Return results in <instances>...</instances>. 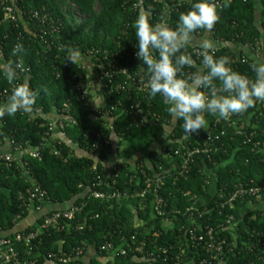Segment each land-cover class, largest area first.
<instances>
[{"label":"trees","instance_id":"obj_1","mask_svg":"<svg viewBox=\"0 0 264 264\" xmlns=\"http://www.w3.org/2000/svg\"><path fill=\"white\" fill-rule=\"evenodd\" d=\"M20 1L25 11L40 13L45 9L46 13L62 22L63 27L59 39L48 46L30 33L33 25L26 17L24 23L0 24V65L19 62L29 68L24 82L27 81L30 88L38 92L36 102L29 109L0 118V142L3 138L15 140L27 149L39 151L41 155L39 161L23 155L18 164L0 165V231L13 230L17 216L28 217L17 199L20 193L31 186L30 179H33L47 195L46 209L53 211L71 205H84L80 215L69 221L63 231L49 229L41 235V245L31 253L40 263L48 253L61 252L71 257L73 250H82L81 260L71 258L67 263L82 264L89 248L93 250L94 257L89 259L88 264H187L190 259L201 258L202 255L192 252L187 245L185 231L177 232L180 223L166 230L161 220L153 216L150 194L144 201L145 209L142 211L138 209L141 201L138 198L125 200L116 207L115 202L90 200L86 196L97 179L110 176L111 167L117 171L115 192H140L144 188L140 170L150 175L176 169L180 160L173 155V151L186 147L188 143L197 144L199 137L203 136L202 129L185 136L184 121L174 120L167 113V105L159 95L153 99H149L147 93L113 96L100 108L103 111L110 110L120 100L121 107L115 108L108 119L91 113V102L84 105L77 101L78 93L74 85L81 76L86 75V71L81 69L79 57L74 58L73 64L66 60L70 55L69 50H76L81 56L88 49L114 50L119 44L126 56L130 51L136 53L134 22L145 11L125 9L117 0H97L98 13L93 10L94 0ZM66 2L73 4L77 12L86 18L85 21L77 24L71 15L68 20L60 8ZM140 2L144 8L152 5L151 0ZM190 6L185 0H164L161 4L152 5L149 16L152 23L159 22L165 18V11L170 7L172 11L168 25L174 29L179 15L190 10ZM217 12L219 20L213 28L210 31L196 30L191 36L190 45L200 48L193 40L209 39L212 32L210 40L215 43L214 56H227L234 71L255 79L250 68L254 59L244 56L236 48H254L258 45L264 52V0H231ZM18 43L23 45V52L14 56L12 50ZM241 57L248 59L242 63ZM127 58L123 61L124 65L146 71L137 57ZM192 59L193 65L186 66L183 72L187 69L197 72L201 68V73L207 72L202 59L197 60L193 56ZM8 83L0 73V92L8 88ZM214 84L217 88L221 86L219 81H214ZM137 101L141 102L143 108L148 106L158 117L155 124L136 128L128 123V107ZM65 104L76 124L66 129L64 135L86 154L84 156L74 154L65 143L58 145L49 142L44 148L40 147L49 125L48 117L61 111ZM243 115H250L251 124L257 123L259 128L255 129L257 131L253 140L260 142L262 150L251 151L242 137L235 136L232 128L220 124L211 133L219 138L218 145L223 146V151L215 154L211 161L204 158V162L199 163L185 178H169L165 174L161 194L170 209L190 207L193 202L209 195L213 188L218 193L222 188L230 192L236 184L248 181L264 185V103H257L244 111ZM213 116L205 113L207 123ZM222 131L223 136L220 135ZM167 140L171 142L167 143ZM54 150H60L59 156L53 155ZM203 166L211 170L213 180L204 172ZM24 170L28 171V175L24 174ZM130 177L134 181L131 182ZM109 186H105V189L109 190ZM216 200L217 194L209 205H213ZM261 201L264 202V193ZM249 203L256 202H237L232 211L235 222L231 229L219 231L235 246L233 253L224 257L225 264H264V210L244 212ZM43 219L38 218L24 232L36 230ZM215 221L217 223L212 225L216 228L217 224H221V218ZM79 225L83 226V230H75ZM106 242L112 243L115 248L132 243L134 246L144 244L143 253L138 257L143 260L152 253L153 259L149 263L136 262L130 254L111 259L110 255L98 250ZM156 248H160L161 252H157ZM23 256H28L27 250L23 251ZM164 259L166 262H163Z\"/></svg>","mask_w":264,"mask_h":264},{"label":"built area","instance_id":"obj_2","mask_svg":"<svg viewBox=\"0 0 264 264\" xmlns=\"http://www.w3.org/2000/svg\"><path fill=\"white\" fill-rule=\"evenodd\" d=\"M125 9L132 11L144 10L148 15L150 14L151 7L154 4H161L164 0H151V4L148 7H142V3L134 2L133 0H117ZM20 0H0V24L11 23L17 24L18 22L24 23V17L28 22L33 25L30 29V33L34 37L38 38L44 45H52L60 36L62 31V22L56 19L52 14L46 13L45 9H42L40 13L29 10L25 11L24 7L20 5ZM186 3L191 4L194 0H185ZM217 3V10L221 9L223 5L231 2V0H215ZM69 6V7H67ZM61 13L65 14L69 20L70 15L74 18L75 22L81 23L85 21V17L80 15L76 7L73 4L60 5ZM99 12V4L97 0H94L93 10ZM94 10V11H95ZM171 8H167L165 11L164 20L168 24ZM169 26V25H168ZM213 33L211 32L208 36ZM227 45V44H225ZM120 45L117 44L113 49H88L81 56L78 61L81 64V69L86 71V75L81 76L75 83L74 89L78 93L77 101L80 103L89 104L90 112L103 115L108 119L109 114L115 110V108L121 107L120 100L116 101V104L110 108V110H100L105 104V101L113 96L121 94L129 95L131 93H146L144 88V82L147 79L146 71L143 68L134 69L131 66L123 64V61L127 60V57L132 56L136 58V53L133 51L128 52V55L124 54L120 50ZM250 51V55L254 59V62L264 63V52L261 51L257 45L254 48L244 46ZM190 54L197 60L202 59L200 56V48H196L194 45H190ZM214 51V49H213ZM84 59L89 61V65L84 62ZM248 58L241 57V62L245 63ZM22 66V65H21ZM202 70V68H201ZM201 70L197 72L201 73ZM29 68L21 67L18 72V79L14 83H8V88L0 92V103H6L8 97L11 95L15 84L24 82V78L28 75ZM185 76H191L196 73L187 69L183 72ZM96 86L97 93L103 94L99 96L95 101H92L91 89L92 86ZM207 92L208 90L202 89ZM259 105V104H258ZM69 107L64 105L63 109L59 112H55V120L49 121L47 131L43 134L41 139V148L47 143L60 144L62 142L54 139L53 133L58 130L61 133L68 128L75 126V119L68 114ZM244 112L233 114L228 119H220L217 116H213L208 122L206 130L201 131L203 136H200L197 144L188 143V145L182 149H176L173 151V155L179 158L180 163L176 169L166 170L162 173L145 174L140 170L142 176V182L144 188L137 193L129 194L115 192V178L117 177V171L114 167L109 170L110 176L102 179H97L91 186V190L88 196L90 200L105 201L107 203H116V207L129 199H140L138 209L140 211L145 209L144 201L148 194L151 195L150 206L152 214L155 218H159L162 222L164 229H172L175 223L178 226V233L185 231L187 235V245L190 250L197 255H202L199 259H190L187 264H225L224 257L232 254L234 251V245L229 243L227 239L219 233L221 230H230L233 222H235L232 211L237 202L243 203L254 200L262 202L261 197L264 193V185H256L252 181L238 183L233 187L230 192H225L222 188L218 193L214 189V193L210 199L203 204H199L200 201H195L190 207L179 209H170L167 201L163 198L161 191L163 188L165 174L174 178H185L192 169L198 167L199 163H203L206 159L211 161V158L218 152L223 151V146L218 145L219 138L212 135L213 129L220 124L224 123L228 128L234 130L235 136L242 137L245 145L251 148L253 152H260L262 150L260 142L254 141V133H256L259 127L257 123H250V115L244 116ZM128 123L136 128H145L148 125L155 124L158 121V117L152 113L148 106L143 108L141 102L137 101L129 105ZM249 129V130H248ZM221 136L224 135V131L221 132ZM171 142L170 140L166 141ZM9 150H5V149ZM60 150H54L53 155L59 156ZM26 155L32 160H41L40 152L35 149H27L22 143H18L15 140H6L3 138L0 142V165H15L20 163L22 156ZM205 158V159H204ZM22 166H24L22 164ZM204 167V166H203ZM25 175H28V171H23ZM204 172L214 179L211 170L204 167ZM110 178V179H109ZM111 182H110V181ZM31 186L23 193L18 195V201L21 203V208L25 213L37 214L40 217H44L42 223L36 230L25 233V229H21L22 223L26 218L20 216L16 217V223L13 230L0 231V264H67L71 258L76 261L81 260L83 256L82 250H73L72 256L68 257L61 252L48 253L42 263L38 258L31 256V253L41 245V235L49 229H55L57 231H63L68 225L69 221L75 219L80 215L83 209V204L71 205L62 210L46 209L45 203L47 202V195L45 191L33 180ZM109 181V182H108ZM130 181H134V178L130 177ZM211 184V183H210ZM110 185L106 190L105 186ZM217 194V200L213 205H209L210 200ZM184 196H186L184 194ZM39 217V218H40ZM97 218V215H95ZM221 218V224H217L215 228L214 223H217L215 219ZM75 230H83V226L79 225L75 227ZM133 238V237H132ZM144 244L134 246V244H126L125 247L115 248L112 243L106 242L100 245L99 252H103L106 255H110L111 259L116 256H127L130 254L134 257L136 262H148L153 259V254L149 253L146 259H140L138 255H141L144 250ZM27 250V257L23 256V251ZM157 252H161L160 248L155 249ZM89 251V250H88ZM178 257H176V260ZM166 262V259L163 260ZM150 264V263H149ZM172 264H177L174 262Z\"/></svg>","mask_w":264,"mask_h":264},{"label":"clouds","instance_id":"obj_3","mask_svg":"<svg viewBox=\"0 0 264 264\" xmlns=\"http://www.w3.org/2000/svg\"><path fill=\"white\" fill-rule=\"evenodd\" d=\"M217 7L215 0H194L190 10L179 15L174 29L164 19L152 23L146 12L140 13L134 22L136 56L146 67L144 88L147 97H161L167 105V113L174 120L184 121L185 136L207 129L205 113L228 119L257 103H264V63L250 65L255 75V79H250L234 71L227 56L215 57L213 45L207 40L200 44L199 53L207 72H196L191 76L183 73L186 66L193 65L192 55L187 52L192 34L196 30L213 28L219 20ZM22 52V44L14 45V56ZM69 52L66 60L73 64L79 53L72 49ZM21 67L19 62L5 63L0 65V73L8 82L14 83ZM214 81H219L221 86L217 88ZM37 97L38 92L31 89L27 81L15 84L7 102L0 103V118L29 109Z\"/></svg>","mask_w":264,"mask_h":264},{"label":"crops","instance_id":"obj_4","mask_svg":"<svg viewBox=\"0 0 264 264\" xmlns=\"http://www.w3.org/2000/svg\"><path fill=\"white\" fill-rule=\"evenodd\" d=\"M204 40H207V41L211 42L212 45H213V48H215V43H214L213 41H211L210 39H206V38H205V39H201V40H193V43H194L195 41H197L198 43H194V44L200 46V44H201L202 41H204ZM236 49H237V51H239V52L242 51L244 56H247V57H249V58H252V56L250 55V51H249L248 49H246L245 47H240V48L237 47ZM91 91H92V92H91V96H90V98H91L92 101H95V100L97 99V97H99V94L97 93V88H96V86L94 87V85H93ZM55 118H56V117H55L54 113H52V115L48 117V120H49V121H54ZM53 137H54V139H56V140H58V141H60V142H62V143L67 144V145L70 147L71 151H72L74 154H76L77 156L81 157V156L86 155L84 152H82L81 150H79L74 144H72L71 141H69V140L66 138V136L64 135V133H61V132H59L58 130H55L54 133H53ZM74 146H75V147H74ZM5 150H9V149L6 148ZM213 193H214V191H213V189H212L211 192H210V194L207 195L205 198H203V199L200 201L199 204H203V203H205L207 200H209L210 197H211V195H212ZM254 209H256V210H264V202H257V203H255V204H250V203H249V204L247 205V207H246L245 210H246V211H250V210H254ZM245 210H244V212H246ZM39 217H40V216L37 215V214H30V215L25 219V221L22 223V225H21V229H26V228L30 227L31 225H33V224L35 223V221H36ZM89 251H90V252H89V254H88V258H87V259L83 258V263H82V264H88L89 259L92 258V257H94V252H93V250L89 248Z\"/></svg>","mask_w":264,"mask_h":264},{"label":"rangeland","instance_id":"obj_5","mask_svg":"<svg viewBox=\"0 0 264 264\" xmlns=\"http://www.w3.org/2000/svg\"><path fill=\"white\" fill-rule=\"evenodd\" d=\"M94 10H95V8H94ZM94 12L98 13V11H97V10H95ZM194 43H198V42H197V41H195ZM84 62H86V64H88V65H89V63H90V62H89V61H87L86 59H84ZM74 147H75V146H74ZM244 210H245V209H244ZM245 211H246V210H245ZM89 252H90V251H88V252H87V254H89ZM87 258H88V256H87L85 259H87Z\"/></svg>","mask_w":264,"mask_h":264}]
</instances>
